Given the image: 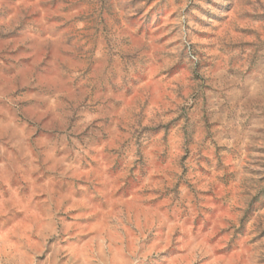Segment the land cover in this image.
<instances>
[{"label":"rangeland","instance_id":"rangeland-1","mask_svg":"<svg viewBox=\"0 0 264 264\" xmlns=\"http://www.w3.org/2000/svg\"><path fill=\"white\" fill-rule=\"evenodd\" d=\"M0 264H264V0H0Z\"/></svg>","mask_w":264,"mask_h":264}]
</instances>
